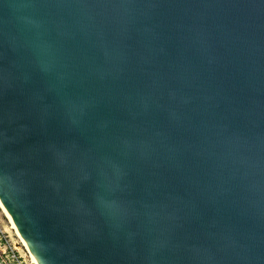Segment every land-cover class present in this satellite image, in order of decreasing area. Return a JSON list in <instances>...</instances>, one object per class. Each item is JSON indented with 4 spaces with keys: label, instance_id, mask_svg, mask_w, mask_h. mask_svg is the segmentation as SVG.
<instances>
[{
    "label": "water",
    "instance_id": "95a60500",
    "mask_svg": "<svg viewBox=\"0 0 264 264\" xmlns=\"http://www.w3.org/2000/svg\"><path fill=\"white\" fill-rule=\"evenodd\" d=\"M0 203L37 264H264V0H0Z\"/></svg>",
    "mask_w": 264,
    "mask_h": 264
},
{
    "label": "rangeland",
    "instance_id": "374dc122",
    "mask_svg": "<svg viewBox=\"0 0 264 264\" xmlns=\"http://www.w3.org/2000/svg\"><path fill=\"white\" fill-rule=\"evenodd\" d=\"M0 264H33L21 237L0 207Z\"/></svg>",
    "mask_w": 264,
    "mask_h": 264
},
{
    "label": "bare ground",
    "instance_id": "6f19581e",
    "mask_svg": "<svg viewBox=\"0 0 264 264\" xmlns=\"http://www.w3.org/2000/svg\"><path fill=\"white\" fill-rule=\"evenodd\" d=\"M0 207L2 208V210L4 211V213L6 214V216L8 217V219L10 220V223L12 224L13 228L15 229L17 235L20 236V235L18 234V232H17V230H16L14 224L12 223V221H11V219H10L8 213L6 212V210L4 209V207L2 206L1 203H0ZM24 245H25V243H24ZM25 246H26V245H25ZM27 250H28V249H27ZM29 255H30V258H31L32 263H33V264H37L36 261H35V259L32 257V255H31L30 253H29Z\"/></svg>",
    "mask_w": 264,
    "mask_h": 264
}]
</instances>
